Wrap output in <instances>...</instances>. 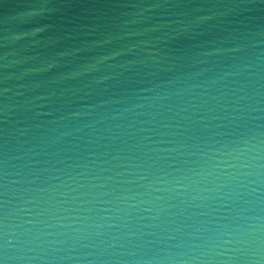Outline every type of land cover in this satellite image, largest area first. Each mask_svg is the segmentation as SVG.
I'll return each instance as SVG.
<instances>
[{
    "label": "water",
    "instance_id": "1",
    "mask_svg": "<svg viewBox=\"0 0 264 264\" xmlns=\"http://www.w3.org/2000/svg\"><path fill=\"white\" fill-rule=\"evenodd\" d=\"M237 147L264 165V0H0V214L43 197L84 221L70 228L116 221L142 234L122 242L157 254L176 243L168 229L230 208L264 217V167L242 200L205 193L215 198L128 212L117 194L157 176L203 179ZM120 233L106 243L119 248ZM67 235L76 246L60 255L97 259Z\"/></svg>",
    "mask_w": 264,
    "mask_h": 264
},
{
    "label": "clouds",
    "instance_id": "2",
    "mask_svg": "<svg viewBox=\"0 0 264 264\" xmlns=\"http://www.w3.org/2000/svg\"><path fill=\"white\" fill-rule=\"evenodd\" d=\"M220 162L212 165L211 172H199L196 176L203 179H194L190 176H157L147 185L140 186L144 191H124L118 193L116 200L127 205L124 211L139 212L144 205H155L156 201L166 199L175 200H207L205 193H217L227 196L229 200L243 199L247 186L256 181L251 177L261 175L258 155H251L239 147L222 155L213 157ZM204 185V186H202ZM226 190V191H224ZM165 193L167 195H154ZM152 197V199H144ZM28 201L37 200L28 197ZM43 197L37 203L30 205L34 211H25L24 207L12 212L5 211L0 214V264H53L55 261H68L69 264H264V220L260 216H247L244 208L228 209L226 215L214 219L199 221L194 231L181 232L179 229H168L171 233L169 239L176 243L167 248L157 250V254L149 255L143 245L128 241L122 242V236L142 235L138 231L120 233L121 225L112 228L116 221L106 222L110 226L100 231H89L87 226L70 228L71 224H83L81 220H69L68 215H57L58 211L65 209H52ZM139 206V207H138ZM152 211V208H143ZM119 211V209H118ZM25 217H30L26 219ZM131 219V217H129ZM75 234V241H88L81 247L98 248V252L88 253L95 255V261H71L68 253L75 243L69 245L68 241ZM110 232L120 233L113 237V243L121 242L119 248L106 243ZM159 253H163L160 255ZM100 256H106L100 260Z\"/></svg>",
    "mask_w": 264,
    "mask_h": 264
}]
</instances>
